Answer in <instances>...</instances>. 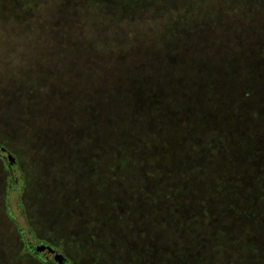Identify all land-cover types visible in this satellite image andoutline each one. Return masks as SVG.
<instances>
[{"label":"trees","instance_id":"obj_1","mask_svg":"<svg viewBox=\"0 0 264 264\" xmlns=\"http://www.w3.org/2000/svg\"><path fill=\"white\" fill-rule=\"evenodd\" d=\"M180 14L183 17L176 19L175 15ZM183 24H188L185 29ZM13 25L27 30L15 35L17 40L39 36L60 41V90L55 86L58 80H54L55 72L50 62L28 70L31 76L35 74L34 82L27 79L24 85V81H20V91L16 92L20 103L27 101L30 105L26 114L34 117L38 99L42 97L50 106L63 101H69L66 104L69 109L76 105L72 120L65 118L62 133L60 120L52 121L57 119L54 109L46 118L49 121L45 123L47 130L40 138L47 136L50 142L45 139L40 143V158H49L50 146L62 145L67 151L80 148L81 144L72 140L76 135H87L94 144L90 143L91 157L87 159L92 160L91 169L95 173L91 180L95 181L96 188L89 179L90 185L87 179L79 178V186L70 197L67 193L70 184H60V192L68 197L62 200V205L67 206L60 212V236L69 233L77 238L74 240L76 247L67 253L68 256L75 252L78 255L73 257L74 264H191V261L197 264L201 259L206 263L202 249L199 256H196L198 250L192 251L190 237L184 241L173 234L171 227L176 228L178 221L183 232L190 229L191 234H199L205 242L226 247L225 250L229 247L234 250L242 243L237 241L239 233L252 242L259 237L264 228L247 223L246 217L237 212L231 215L232 219L226 216L229 218L218 223L209 221L212 217L208 216H214L217 210L209 211L206 219L196 221L190 228L188 217L182 223L179 213L158 206L166 198L176 199L165 191L168 188L178 194L179 199L189 198L193 206L199 204V198H205L209 201L206 203L220 209L216 197L223 198L225 188L212 184L219 189L207 187L203 191L199 188L197 171H193L192 176L184 175L188 170H182L181 166L173 169L171 175L162 171L159 176L160 169L156 168L160 167L159 163L165 166L164 162L151 161V158L153 150L162 148L164 151L166 144L175 141L174 134L181 138L187 130L192 132L188 137L189 145L196 149L189 159L192 170L196 169L192 167L195 159H205L215 165L218 156H224V140L228 142L229 152L237 148L244 153L248 144L252 146L259 140L264 128V0H0L2 33L4 28ZM173 30L181 31L183 37L176 45L170 37ZM177 33L172 35L177 36ZM23 72L18 71L17 76L29 73ZM85 87L92 88L94 94L85 96ZM56 91L58 95L53 96ZM71 93H76L74 101ZM87 101L94 106L86 105ZM217 116L221 122L213 127L211 118ZM11 117L6 120L13 127L6 125L4 134L12 132V136L14 133L16 141L22 144L25 140L21 134L28 129L27 123L36 120L20 117L12 120ZM77 117H80V124ZM233 120H238L239 125L240 120L243 123L253 121L255 129L243 126L239 135L240 130L230 128ZM51 122L57 127L53 128ZM37 141L39 137L33 140L39 147ZM3 145L16 155L18 162L22 156L18 148L22 145L14 147L0 137V146ZM94 146L101 152L97 153ZM97 162L111 173L113 186L119 175L129 172L127 184L129 191L135 193L126 211H115L114 201L106 190L108 182L101 181L104 172L97 168ZM145 166L155 169L140 175L139 181L131 176L130 173ZM19 175L24 177L21 169ZM182 176L191 179L183 182ZM209 176L232 177L230 172L223 170H214ZM231 185L226 184V188ZM150 186L153 194L147 195ZM139 187L143 194L137 196ZM41 191L45 197H53L47 185ZM120 198L125 201V196ZM138 201L146 202L139 211L133 207ZM226 203L229 204L227 199L223 206ZM157 213L161 216L156 217ZM230 229L234 234L233 242L220 234V230ZM87 236L95 243H92L93 249L86 247ZM156 238L159 244H166L165 248L156 250L159 248ZM115 239L117 242H112ZM65 241L64 248L73 246L67 239ZM147 246L156 253L143 258ZM24 247L25 252H31L28 244ZM206 249L211 251L209 247ZM230 255L234 264L238 256L236 253ZM93 257H97L95 262L89 263ZM19 258L11 254L7 259L0 258V264H20ZM243 261L242 264H264V257L246 254Z\"/></svg>","mask_w":264,"mask_h":264},{"label":"rangeland","instance_id":"obj_2","mask_svg":"<svg viewBox=\"0 0 264 264\" xmlns=\"http://www.w3.org/2000/svg\"><path fill=\"white\" fill-rule=\"evenodd\" d=\"M175 17L176 19H180L183 15H175ZM187 25L188 24H183L182 26L185 29ZM4 29V33H2V29H0V137L14 147L16 144L22 145L21 148H18L22 156L17 160L18 162H16V155H13L5 145L0 146V258L7 259L11 254H17L20 256V264H27V262L32 264H74L73 257L75 255L78 257V255L75 252V255L71 254V256H68L67 253H70L69 251L76 247L74 240L77 238H72L69 233L61 234L60 236V212H62L67 206L66 204L64 206L62 205V200L68 198L60 192V184H70V187L68 188L69 191L67 192L70 196V194H73V191L79 186V183H77L79 178H85L87 181L89 179L91 183L95 182H92L91 180V177L95 173V171L93 173V170L91 169L92 160L87 159L88 157H91V139L87 135H76L72 137V140L75 144H81L79 145L80 148H71L70 151H67L65 148L61 147L62 145L60 147L54 146V148L50 146L47 150L49 158H40V152L38 150V148H41V146H39L40 143L45 139V142H50V138L47 136L40 138V135L47 130L45 123H49V121L46 118L51 116V111L54 109L55 118L57 119L52 121L60 120V133H62V129L66 126L65 118L70 117V120H72L73 112L76 110V108L73 107L76 105L69 109L66 106V104H69V101H63L61 103L53 102L50 106L46 98L42 97L41 99H38V108L34 113V117L30 118V116L26 114L29 113L28 107H30V105L27 101L20 103L16 98V92L17 90L20 91V81H24V85L26 84L27 79L34 82L33 78L35 77V74L32 76L30 75L33 68L44 66L47 62H50V66L53 67V72H55L54 80H58L60 76V41L54 37L39 36L27 39L18 38L17 40L14 38L16 37L15 35L27 32L24 27L13 25L7 26ZM174 32L177 33L173 30L170 37L174 43L173 45H176V41H179V39L182 40L183 37L181 31H178L177 36L172 35ZM45 42L50 44L47 45ZM49 51L50 53H45ZM18 71L29 73L19 77L17 76L19 74ZM38 74L39 78H41L42 75L40 73ZM55 86L57 90H60V79L56 81ZM44 91L45 90H42V93H45ZM74 91L76 92V89H74ZM84 92L87 97L88 95L94 94V90L90 87H85ZM55 95H58L57 91L53 96ZM75 95L76 93H71L70 96L72 101L75 100ZM72 105L73 102H71V106ZM86 105L94 106V103L87 101ZM259 107L261 106H258L257 108ZM8 116H13L11 117L12 120L18 117L21 119L36 120V122H28V129L22 134L20 133L21 137H24L23 141L25 140L22 144L16 141L17 138H15L14 133L11 136L12 132L5 136L4 129L8 128L6 125L11 124L9 127H13L12 123H8L6 120ZM223 120H225V118ZM77 122L80 124V117H77ZM211 122L213 127H215L221 122V118L218 116L213 117L211 118ZM237 122L238 120H233L232 124H230V128L240 130L239 135L242 133L243 126H245L246 129H255L253 121L246 120L245 123H243L240 120V125L237 124ZM51 123L53 128L57 127L56 123ZM38 129L40 130L38 131ZM191 133L190 130H187L181 138L174 134L175 141L173 142L171 140L172 143L166 144L164 146V151H162V148L153 150L151 161L164 162L165 166L159 163L160 167L156 168L158 170L160 169L159 176H162V171L167 175H171L170 173L173 169L176 170L178 166H181L180 168L182 170H188L187 174L185 172L183 173L184 175L192 176L193 171H197L195 174L198 175V183L201 190L205 191L207 187H212L213 190L219 189L213 187L212 184L220 188H225V191H222L223 198L216 197L220 209L216 208L212 203H206L205 201H209L205 200V198H199V204L193 206L188 202L189 198L179 199L177 196L178 194L172 193L168 188H165V191L176 199L166 198L161 201V204L158 206L166 207V210H172L174 214L179 213V220H182V223H185L186 217H188V219H190V228L193 227L196 221L206 219L205 216L209 211L214 213L216 210L217 213L221 212V214L217 215V213H215L214 216L208 215L212 217V220H207L220 223L221 219L231 218V215L237 212L239 215L242 214L246 217L247 223L256 224L257 228H259V226H261L260 228H264V128L259 136V140L253 143L252 146H250L251 144H248L245 153L243 151L239 152L237 148L234 149V152H229L228 142L222 140L224 156H218V161L215 165L205 159H195L194 164L192 165L193 168H196L194 170L191 169L189 161V159L191 160L193 158V155L196 152L194 146L192 147L189 145L190 141L188 137ZM35 137H39V141L36 142L39 147L33 143ZM68 138L69 137H63V139ZM249 148L250 151H248ZM94 149L97 153L101 152V150L95 148V146ZM208 149L210 148L207 147V151ZM206 155L209 157V154ZM158 156L160 157L159 160H157ZM35 158H37L36 162H32ZM188 164L190 166H188ZM96 166L97 168H100V171L104 172L102 173V177L100 176V179L102 182H108L106 190L110 192V200L113 199L115 202H112L115 204V211L119 209L123 212L126 211L128 205H132L130 197L135 193L129 191L130 185L127 184L130 176L129 172L128 175H119L117 177L118 182H115L116 186H113V181L111 182V173L104 168V165H100L98 162ZM127 167L130 168L129 166ZM20 169L23 171L24 177L19 175ZM152 170L145 166L141 167L140 171H133L130 174L139 181L140 175L149 173ZM210 170L212 171L210 172ZM214 170L230 172L232 177L229 176L228 179H223L222 177L214 178L212 176L213 178H211L209 175ZM106 175L109 177L108 181ZM190 179L191 178L188 176H182L183 182H187ZM90 182L88 181V185H90ZM226 184L232 185L231 187L226 188ZM45 185H47L52 192L53 197H51V199L50 195L47 194L48 196L45 197V193H43L44 191H41ZM95 186L94 183L93 188H96ZM234 186L235 189L233 188ZM147 189V195H150V193L153 194L151 186ZM140 193L143 194L139 187L136 191V195L139 196ZM188 194L191 193L188 192ZM214 195L216 196V193H214ZM120 196H125V201H122ZM215 196H213V198ZM225 199H227L229 204L226 203L223 206ZM145 203V201L142 203L140 201L134 202L133 207H136L137 211H139ZM221 208H224V211H222ZM224 212L225 214H222ZM155 216L159 217L161 216V213H157ZM174 222H177V220ZM176 224H178L176 228L173 226L171 227L173 234L175 233L177 238L181 237L184 241L190 237L189 239L192 241V251L198 250L196 256H199L200 249L204 252L203 254L205 257L203 258L206 260V263L201 259L197 264H215L216 261L221 262V264H233L230 255L233 253H236L238 256V260H234V264L244 263V255L246 254H254L264 257V231L259 232V237L254 239V242H252L249 237L242 236L239 233L237 241H242V243H239L234 250L231 247L225 250L226 247H216L213 242H205V239H202L199 234H191L190 229L183 232L179 221ZM73 227L76 228L77 226L73 225ZM54 228L56 231H54ZM232 231V229H230V231L220 230V234L224 235L225 238L230 237L231 242H233L234 234H232ZM227 232L229 234H226ZM208 234L209 232L206 233V235ZM89 237L90 236H87L89 240L86 242V247L93 249L92 243H95L93 242V239ZM66 239L68 242L73 243V246L64 248L63 243L66 242ZM117 239L112 242H117ZM110 242L111 241L109 240V245H111ZM225 242L227 241H224V243ZM25 243L31 248L32 253L25 252ZM155 244L159 245V248L156 250H160L166 246V244H159L157 238ZM182 246L185 247L186 245ZM208 247L211 251H207L206 248ZM151 248V246H147L146 249H148V251L145 252V250H143V258L148 254L156 253V251L154 249V251L151 250ZM79 253H82V250H80ZM142 256L138 257L141 258ZM93 258L90 259L89 263L95 262V258L97 257ZM191 264H193L192 261Z\"/></svg>","mask_w":264,"mask_h":264}]
</instances>
